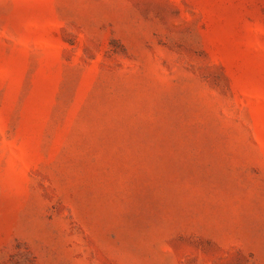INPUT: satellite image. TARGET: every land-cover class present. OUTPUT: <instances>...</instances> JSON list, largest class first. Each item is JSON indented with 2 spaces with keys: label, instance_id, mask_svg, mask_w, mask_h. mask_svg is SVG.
<instances>
[{
  "label": "rangeland",
  "instance_id": "obj_1",
  "mask_svg": "<svg viewBox=\"0 0 264 264\" xmlns=\"http://www.w3.org/2000/svg\"><path fill=\"white\" fill-rule=\"evenodd\" d=\"M0 264H264V0H0Z\"/></svg>",
  "mask_w": 264,
  "mask_h": 264
}]
</instances>
